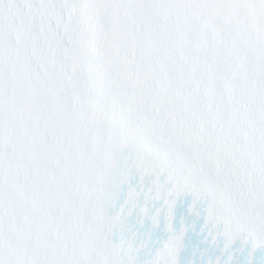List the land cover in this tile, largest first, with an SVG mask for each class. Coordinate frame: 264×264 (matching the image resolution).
<instances>
[{
  "label": "snow or ice",
  "instance_id": "6c2138e0",
  "mask_svg": "<svg viewBox=\"0 0 264 264\" xmlns=\"http://www.w3.org/2000/svg\"><path fill=\"white\" fill-rule=\"evenodd\" d=\"M0 264H264V0H0Z\"/></svg>",
  "mask_w": 264,
  "mask_h": 264
}]
</instances>
